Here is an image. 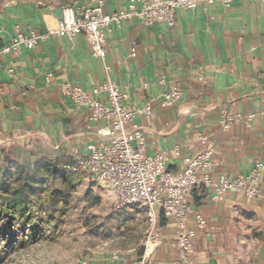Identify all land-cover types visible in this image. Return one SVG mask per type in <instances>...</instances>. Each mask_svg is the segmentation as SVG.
<instances>
[{
    "label": "crops",
    "instance_id": "obj_1",
    "mask_svg": "<svg viewBox=\"0 0 264 264\" xmlns=\"http://www.w3.org/2000/svg\"><path fill=\"white\" fill-rule=\"evenodd\" d=\"M101 1L112 13L129 0ZM62 17L63 7L36 2L11 3L2 11L0 151L46 150L54 157L85 154L106 124L89 121L87 111L75 108L64 96L62 84L90 91L110 79L138 104L155 100L152 115L140 119L139 125L148 154L167 153L170 171H181L184 157L204 147L202 137L209 139L216 175L249 174L257 160L264 162V3L233 0L227 7L217 0L205 9L177 10L172 28L144 27L135 21L114 24L106 34L105 61L92 56L85 34L43 41L20 57L2 53L16 26L45 30L57 27ZM133 47L137 56L130 58ZM8 68L14 69L20 87L12 82ZM48 73L54 75L50 85L44 82ZM173 87L182 92L181 101L171 108L160 107L161 95ZM234 113L258 116L250 127L242 120L224 131L222 117ZM261 192L251 201L233 193L214 201L210 190L198 186L186 196L193 211L188 226L196 231L193 264H264V181ZM195 214L206 221L205 227L198 226ZM156 215L166 235L160 246L94 249L85 264H138L142 259L174 264L176 227L161 211ZM115 254L120 260H112Z\"/></svg>",
    "mask_w": 264,
    "mask_h": 264
},
{
    "label": "built area",
    "instance_id": "obj_2",
    "mask_svg": "<svg viewBox=\"0 0 264 264\" xmlns=\"http://www.w3.org/2000/svg\"><path fill=\"white\" fill-rule=\"evenodd\" d=\"M73 6L63 7V17L57 27L45 30L32 29L24 31L15 27V33L8 45L3 47L4 55L20 57L25 51L34 50L41 42L67 37L74 39L79 34L88 38L92 56L101 61L106 60V34L111 27L123 22H138L144 27L164 24L172 28L176 24V11H195L207 8L217 0H129L127 5L116 12L108 13L101 0H80ZM229 7L233 0H220ZM264 3V0H251ZM2 10H0V17ZM137 56V49L132 48L129 57ZM109 71V68H106ZM12 82L15 80L13 68L7 69ZM54 75L48 73L44 82L50 85ZM199 81H203L200 76ZM63 94L72 105L85 109L89 121L104 122L106 127L96 133V140L88 143L86 153L75 154V164L66 167L73 174H80L91 183L104 184L111 194L114 207L125 211L133 207H145L151 221V231L146 244L155 248L166 239V235L157 225L156 211L171 221L175 227L177 259L174 264H193L194 241L196 231L188 226L193 213L186 196L196 187L203 186L210 190V197L217 201L226 193L242 195L251 201L261 195L264 181V162L257 160L249 174L227 176L215 174V162L208 137H202L204 147L197 153L189 154L183 159V169L172 172L168 169L167 153L148 154L147 141L139 120L152 115L155 100L148 99L141 104L132 100L131 93L120 89L116 83L106 79L90 91L71 83L62 84ZM182 99V92L173 87L164 92L158 104L162 108H171ZM258 113L242 115L228 114L222 117L224 131L234 124L246 121L250 127ZM179 157V151H175ZM195 220L200 227L206 221L199 214ZM113 261L120 260L119 255L112 256ZM126 262V259H123ZM84 257L69 264H85ZM138 264H152L142 259Z\"/></svg>",
    "mask_w": 264,
    "mask_h": 264
},
{
    "label": "rangeland",
    "instance_id": "obj_3",
    "mask_svg": "<svg viewBox=\"0 0 264 264\" xmlns=\"http://www.w3.org/2000/svg\"><path fill=\"white\" fill-rule=\"evenodd\" d=\"M78 1L0 0V10L15 2L67 7ZM29 153L22 148L0 151V174L7 170L4 157L26 160ZM47 187L44 199L58 191L71 193L69 204L59 206L53 221L45 215L19 217L6 211L0 192V264H69L87 259L94 249L103 252L110 247L146 243L151 221L145 207L116 210L109 189L84 180L80 174L73 175L70 185L55 182Z\"/></svg>",
    "mask_w": 264,
    "mask_h": 264
},
{
    "label": "trees",
    "instance_id": "obj_4",
    "mask_svg": "<svg viewBox=\"0 0 264 264\" xmlns=\"http://www.w3.org/2000/svg\"><path fill=\"white\" fill-rule=\"evenodd\" d=\"M4 162L7 170L0 174L2 207L19 217L45 215L50 221L57 220L55 214L59 206L69 204L71 193L58 191L47 199L43 193L51 183L58 182L62 186L73 183L74 174L66 167L75 164L74 157L66 153L54 157V153L45 150L30 153L26 160L4 157Z\"/></svg>",
    "mask_w": 264,
    "mask_h": 264
}]
</instances>
